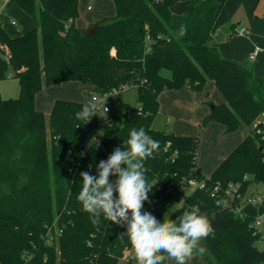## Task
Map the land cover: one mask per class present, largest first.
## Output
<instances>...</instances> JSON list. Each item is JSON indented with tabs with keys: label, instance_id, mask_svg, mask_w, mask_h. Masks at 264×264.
<instances>
[{
	"label": "trees",
	"instance_id": "1",
	"mask_svg": "<svg viewBox=\"0 0 264 264\" xmlns=\"http://www.w3.org/2000/svg\"><path fill=\"white\" fill-rule=\"evenodd\" d=\"M113 1L116 15L99 21L92 35L75 24L78 0H12L36 23L15 35L0 15V78L12 72L19 82L18 97L0 94V264H136L121 236L126 225L103 218L94 225L78 194L80 173L96 175L100 161L123 150L130 131L141 127L160 144L144 162L152 188L142 211L162 222L198 207L213 229L200 241L208 264H264L253 217L226 206L231 184L246 195L264 182V137L246 135L206 177L196 168L198 135L154 126L162 91L199 92L211 79L225 101H207L202 126L215 121L227 132L241 124L264 130V77L209 43L227 0H187L182 14L171 11L181 0ZM66 81L110 96L136 88L137 107L109 115L107 123L98 115L87 121L76 117L87 103L58 98L47 117L36 107L37 92ZM97 131L104 150L92 142ZM191 178L205 186L190 188Z\"/></svg>",
	"mask_w": 264,
	"mask_h": 264
},
{
	"label": "clouds",
	"instance_id": "2",
	"mask_svg": "<svg viewBox=\"0 0 264 264\" xmlns=\"http://www.w3.org/2000/svg\"><path fill=\"white\" fill-rule=\"evenodd\" d=\"M95 107L93 103L83 105L76 113L77 119L88 121L95 114ZM123 144L126 145L123 150L115 148L107 161H100L96 175L80 173L83 186L78 201L91 222L99 225L103 218L126 225L121 236H127L133 250L131 258L136 264H162L165 258L174 260L175 264H187L194 252L203 254L205 248L200 246V241L212 234L213 229L198 207L163 222L142 211L152 188L143 172L144 162L154 158L160 148L159 141L141 127L132 129ZM110 176L117 178L110 181Z\"/></svg>",
	"mask_w": 264,
	"mask_h": 264
},
{
	"label": "crops",
	"instance_id": "3",
	"mask_svg": "<svg viewBox=\"0 0 264 264\" xmlns=\"http://www.w3.org/2000/svg\"><path fill=\"white\" fill-rule=\"evenodd\" d=\"M79 1V16L75 20L77 27L87 30L93 24L116 15V6L113 0H92L93 4H84ZM10 5V4H9ZM9 7V6H8ZM7 7V8H8ZM15 19V18H13ZM239 18L231 21H220L217 19L214 29L209 38V43L215 46L221 55L227 58L228 48L225 42L228 41V34L238 31V29L249 27L241 24ZM243 36V35H241ZM255 45H251V51ZM261 46V45H260ZM263 47V46H262ZM264 48V47H263ZM261 53L255 61L260 59ZM237 61L241 58H227ZM256 75L264 77V71L254 67L251 68ZM77 83L78 81H68ZM83 86H85L83 83ZM87 85V84H86ZM79 90L80 85H74ZM92 87V86H91ZM215 82L207 80L203 90L193 92L189 88L167 89L159 94V110L156 115L166 120V127L171 132L180 135H198L200 137L197 151L196 168L204 176L208 177L215 168L236 148L246 135L254 134V127L241 124L236 130L227 132L225 126L219 122L212 121L206 126H202L204 116L209 112L210 107L207 101L212 99L215 102H224L225 98L221 92L216 91ZM76 91V90H74ZM68 99L89 103L88 100L69 96ZM55 100L48 96L36 97V107L42 110L45 115H49ZM48 117V116H47ZM155 118V120H156ZM155 122V121H154ZM255 210V209H254ZM165 264H175V261L166 258ZM187 264H208L198 252H194Z\"/></svg>",
	"mask_w": 264,
	"mask_h": 264
},
{
	"label": "rangeland",
	"instance_id": "4",
	"mask_svg": "<svg viewBox=\"0 0 264 264\" xmlns=\"http://www.w3.org/2000/svg\"><path fill=\"white\" fill-rule=\"evenodd\" d=\"M80 1L84 4H93L92 0ZM13 18L17 21L16 25L11 24ZM238 18L241 20V24H245L249 27V32L244 36L239 35L236 30L228 34L229 39L225 42L228 48L226 56L232 59L241 58L238 60H240L239 62L242 66L250 69L256 67L264 71V54L257 61L249 58L252 44L258 43L264 47V0H227L217 19L220 21H231L237 20ZM2 21L3 26L14 35L20 34L26 29L36 25L34 19L24 12L15 2H12L9 7L3 11ZM12 74L11 72L6 78H0V94L3 98H16L19 95L18 78L13 77ZM81 83L82 82L79 81L77 83L66 81L53 85L43 84L41 90L37 92L36 97L48 96L55 100L58 98L68 99L67 97L69 96H76L77 98L91 102L92 87L83 83L85 86H83L84 89H82ZM75 84L80 85L79 90L75 88ZM216 91H219L218 88ZM107 103L110 107V112L107 114L98 112L97 115L100 120L107 115H116L120 117L127 111H133L137 107L136 88H131L109 96ZM154 126L156 128H167V130H170L166 127V120L162 119L161 116H157ZM189 191H187L186 194L189 193ZM252 192L264 194V182L252 185L248 191V195ZM254 209L255 207L249 203L244 206V210L248 214H251ZM257 245L260 249L264 248L263 242H259ZM131 252L132 250H128L126 256Z\"/></svg>",
	"mask_w": 264,
	"mask_h": 264
},
{
	"label": "built area",
	"instance_id": "5",
	"mask_svg": "<svg viewBox=\"0 0 264 264\" xmlns=\"http://www.w3.org/2000/svg\"><path fill=\"white\" fill-rule=\"evenodd\" d=\"M11 1L12 0H0V15H2L3 11L7 9ZM71 22H72V19H69L68 23H71ZM11 24L16 25L17 24L16 19H12ZM237 32L239 35L244 36L248 34L249 30L245 27H242L238 29ZM0 49H2V46L0 47ZM263 52H264V48L262 46L255 45L252 51L249 53V58L251 60H255ZM3 56L6 59H8L9 52L7 49L5 50V53L3 54ZM109 96L110 94L107 92L91 94V102L89 103L95 104L96 107H95V114L90 119L93 120L94 116L97 115L98 112H101L104 114H107L108 112H110V107L107 103V99ZM102 121L107 123L109 121L108 115L104 116ZM261 121H264V117L261 118ZM254 133L261 134L264 137V130L260 128L256 129ZM92 142L98 149L104 150V143L102 140V136L98 131L92 136ZM97 142H98V146H97ZM188 184L190 188L191 187L201 188L205 186V182L203 180L199 181L196 178L189 179ZM238 186H239L238 184L236 185L231 184L229 186V196L230 197L226 203V206L230 207L232 211L237 215L252 216L253 217L252 227L254 229V233H256L259 236V242L264 243V194L253 192L250 195H248V193L246 195H242L238 192ZM218 187L219 185L215 187V190H217ZM235 197L238 198L237 201L235 200ZM247 203L252 204L255 207V210L251 214L246 213L244 210V206Z\"/></svg>",
	"mask_w": 264,
	"mask_h": 264
},
{
	"label": "water",
	"instance_id": "6",
	"mask_svg": "<svg viewBox=\"0 0 264 264\" xmlns=\"http://www.w3.org/2000/svg\"><path fill=\"white\" fill-rule=\"evenodd\" d=\"M188 3L189 2L187 0L178 1L171 7V11L175 14H182L184 10L188 7ZM97 29H98V24L95 23L91 27H89L86 30V32L92 35L96 32Z\"/></svg>",
	"mask_w": 264,
	"mask_h": 264
}]
</instances>
